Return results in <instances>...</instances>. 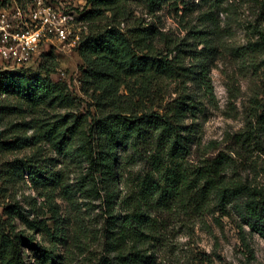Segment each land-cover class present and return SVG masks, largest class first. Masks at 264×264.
Wrapping results in <instances>:
<instances>
[{"label": "trees", "instance_id": "1", "mask_svg": "<svg viewBox=\"0 0 264 264\" xmlns=\"http://www.w3.org/2000/svg\"><path fill=\"white\" fill-rule=\"evenodd\" d=\"M131 1L134 0H88L92 10L83 19L94 25L108 19L109 14L113 21L104 27L91 26L90 34L82 38L77 49L85 64L83 89L91 92L94 102L96 115L92 123L89 122L92 114L84 117L52 114L74 103L67 84L55 82L51 77L57 68L52 51L38 75L0 74V95L18 100L17 104L0 102V128L5 127L0 133V154L45 141L58 155L86 165L87 173L79 188L95 198L105 193L110 215L106 230L109 257L99 264H156V254L149 245L158 239L160 222L152 213L185 205L199 213L209 207L213 198L223 215H228L232 203L246 198L242 207L235 204L242 222L252 232L262 233L264 188L227 181L223 156L206 160L201 166L189 165L188 157L197 143L196 129L194 124L187 126L184 121L187 117L196 118L199 110L194 98L189 94L179 96L166 106L164 114L146 107L147 102L161 94L160 85L166 81L194 79L208 95H212L213 89L207 64L200 66V72L185 67L182 48L170 49L165 56L157 54L153 29L131 28L123 32L117 27L119 20L127 18ZM145 2L150 12H155L161 0ZM262 7L264 11V2ZM259 35L260 43L264 44V32ZM200 42L209 54L214 52L209 40ZM131 80L134 81L128 82ZM123 86L127 95L121 92ZM260 124L264 125V118ZM30 131L32 137H28ZM148 143L152 149L127 154L130 144L139 150L141 144ZM138 162H142L145 170L130 184L127 176H131V166ZM6 168L0 180L7 185L22 181L35 190L61 186L55 174L47 175L38 156L16 159ZM122 183L129 184L126 195L120 188ZM7 214L11 229L14 215L29 230L40 229L18 206ZM240 229L243 231L242 225ZM49 236L54 246L50 250L38 245L34 236L0 229V264H26L23 246L39 254L35 264H62L55 245L63 240L62 233L57 228Z\"/></svg>", "mask_w": 264, "mask_h": 264}, {"label": "rangeland", "instance_id": "2", "mask_svg": "<svg viewBox=\"0 0 264 264\" xmlns=\"http://www.w3.org/2000/svg\"><path fill=\"white\" fill-rule=\"evenodd\" d=\"M56 7L73 12L75 31L81 39L88 36L91 26L104 27L112 19L91 22L83 19L91 10L88 0H47ZM264 0H161L155 12H150L145 0L131 1L127 6V18L119 20L117 27L125 32L131 28L155 31L156 53L165 56L170 49L184 50V66L200 72L207 64L212 84L208 95L200 82L166 81L162 91L153 101L146 103L160 114L168 104L183 94H189L197 103L196 118L187 117L184 124L196 129L197 143L188 157L189 165L201 166L206 160L223 156L226 160V180L232 183H251L264 188V44L259 32H264ZM202 31L203 34L198 33ZM209 40L214 52L209 54L200 41ZM57 64L52 73L55 82H65L74 99L71 107L57 109L53 115L75 114L95 117L91 92L83 89V59L77 50L59 47L53 49ZM49 53H42L36 64L22 68L17 73L38 75L40 66ZM176 52L170 56V59ZM43 73V72H42ZM3 74V73H2ZM134 80L128 81L133 82ZM121 92L127 95L125 86ZM15 97L0 95V102L17 104ZM5 127L0 128V133ZM33 132H28L32 137ZM78 146L75 144L74 149ZM38 156L44 163L47 175L55 174L61 184L54 190H35L22 181L7 185L0 180V229L5 232L34 236L38 245L53 249L50 232L60 229L62 241H57L56 256L62 264H99L109 257L106 230L109 213L105 193L100 198L88 196L79 188L86 175V165L77 164L58 155L45 141L39 145H27L0 154V175L7 164L16 159ZM145 166L142 162L131 166L128 182H134ZM27 180V174L25 175ZM123 195L129 184H121ZM246 198L232 203L228 215H223L216 198L209 207L199 213L188 205L176 206L152 217L160 222L158 239L149 248L156 254V264H264L263 232H252L242 222L235 204L243 206ZM20 207L29 220L40 225L37 231L29 230L14 215V229L8 227V211ZM118 213L119 210H118ZM243 226V231L240 229ZM26 264H35L39 254L23 246Z\"/></svg>", "mask_w": 264, "mask_h": 264}, {"label": "built area", "instance_id": "3", "mask_svg": "<svg viewBox=\"0 0 264 264\" xmlns=\"http://www.w3.org/2000/svg\"><path fill=\"white\" fill-rule=\"evenodd\" d=\"M76 21L73 12L47 0H0V74L30 68L59 47L77 50Z\"/></svg>", "mask_w": 264, "mask_h": 264}, {"label": "clouds", "instance_id": "4", "mask_svg": "<svg viewBox=\"0 0 264 264\" xmlns=\"http://www.w3.org/2000/svg\"><path fill=\"white\" fill-rule=\"evenodd\" d=\"M144 149H152V144L148 143V144H141L139 146V150L136 147H132L131 144L129 145V149H128V155H131L133 153H138V151H142ZM154 150V149H153ZM151 154V152H149V155Z\"/></svg>", "mask_w": 264, "mask_h": 264}]
</instances>
